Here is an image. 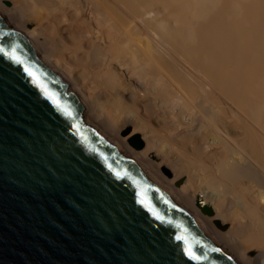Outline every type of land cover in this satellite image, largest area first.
I'll return each instance as SVG.
<instances>
[{"label": "bare ground", "instance_id": "obj_1", "mask_svg": "<svg viewBox=\"0 0 264 264\" xmlns=\"http://www.w3.org/2000/svg\"><path fill=\"white\" fill-rule=\"evenodd\" d=\"M9 1L0 0V14L89 119L230 257L264 264V0ZM177 107L167 138L153 116L168 119ZM136 130L141 149L127 140ZM194 139L200 146L171 158L174 145Z\"/></svg>", "mask_w": 264, "mask_h": 264}, {"label": "water", "instance_id": "obj_2", "mask_svg": "<svg viewBox=\"0 0 264 264\" xmlns=\"http://www.w3.org/2000/svg\"><path fill=\"white\" fill-rule=\"evenodd\" d=\"M0 47L22 61L0 53V264H239L1 14ZM128 142L144 146L139 132Z\"/></svg>", "mask_w": 264, "mask_h": 264}, {"label": "rangeland", "instance_id": "obj_3", "mask_svg": "<svg viewBox=\"0 0 264 264\" xmlns=\"http://www.w3.org/2000/svg\"><path fill=\"white\" fill-rule=\"evenodd\" d=\"M4 3H5V5H7V6H10L11 5V3H10V1L9 0H4ZM34 21L31 23V22H28V24L26 25V27H33V26H35L34 25ZM76 29V28H75ZM178 109V107L176 108V109H174L173 111H172V113L171 114H169V116H168V119L167 118H163L162 116H161V113L160 112H158L157 114H154V116H153V123H154V125H155V127L156 128H158V130H159V132L162 134V135H164V136H166L167 138L169 137V136H171L173 133H174V131H175V129L173 128V127H175V125L173 124V121H175V112H176V110ZM177 113V112H176ZM155 115H157V116H155ZM159 117V118H158ZM188 117V116H187ZM174 119V120H173ZM190 119V118H189ZM155 120H158V121H155ZM173 120V121H172ZM188 120V119H187ZM164 123V124H163ZM173 124V125H172ZM158 125V126H157ZM164 125V126H163ZM124 126V127H123ZM121 128H119V131H118V134H120V135H122L121 134V131L126 127V126H131V124L130 123H128V124H125V125H123ZM161 127V128H160ZM131 128H132V126H131ZM164 128V129H163ZM134 132V131H133ZM135 132H139L140 134H141V131L140 130H136ZM171 133V134H170ZM203 133V130L202 131H200V133H199V135L200 134H202ZM166 138V139H167ZM128 140V139H127ZM168 140V139H167ZM194 143H195V145H194ZM199 141H197L196 139H194V140H191V141H188V142H184V143H182V144H184V145H182V147L180 146H178L179 148H181L182 150H175V145L173 146V148H172V150L170 151V156H171V158L173 157V158H178L180 155V151L181 152H190V150L193 148V147H196V145L198 146L199 145ZM178 145V144H177ZM181 145V144H180ZM200 146V145H199ZM190 147V148H189ZM175 150V151H174ZM178 151V152H177ZM176 153V154H175ZM187 155H189V154H187ZM190 156V158H193V156H191V155H189ZM186 160V159H185ZM191 160V159H190ZM190 160H188V162L190 161ZM187 162V163H188ZM191 163H192V161H190ZM184 163V165L186 164L187 165V168H188V164L186 163V162H183ZM168 165L167 164V162H164V165ZM194 164V163H193ZM186 168V169H187ZM187 171H188V169H187ZM187 171H184V173H186V174H189V172H187ZM162 173L164 174V175H166V176H168V177H172L173 176V173L172 174H170V175H168V174H166L163 170H162ZM186 176L187 175H185V174H183L181 177H179V179H177L175 182H174V185L175 186H177L176 185V182L177 181H179V180H182V182L181 183H184V182H187V180H186ZM180 183V184H181ZM179 184V185H180ZM178 187V186H177ZM196 202L194 201V206L195 207H197L196 205ZM199 209V208H198ZM199 211H200V209H199ZM201 212V211H200ZM202 213V212H201ZM203 214V213H202ZM205 215V214H204ZM227 227H228V224H227ZM227 227L225 228V229H223V230H226L227 229ZM220 229V228H219Z\"/></svg>", "mask_w": 264, "mask_h": 264}, {"label": "snow or ice", "instance_id": "obj_4", "mask_svg": "<svg viewBox=\"0 0 264 264\" xmlns=\"http://www.w3.org/2000/svg\"><path fill=\"white\" fill-rule=\"evenodd\" d=\"M0 53H4V55H6V56H9L11 59H13V60H15L17 63H22V61L20 60V58L15 54V51H14V49H13V51H11V52H8V51H6L3 47H0ZM25 71H27L28 72V74L30 75V76H33V78L35 79V77H34V75H33V73L31 72V71H29L27 68H25ZM49 98L50 99H53V102L54 103H57V106L59 107V104H58V102L55 100V98L52 96V95H49ZM159 218V217H158ZM177 239L178 240H181V239H184L183 237H181V236H177ZM185 253H186V255H188L189 257H190V259H192V260H200V259H207V257L206 256H204V257H201V256H197L192 250H191V248L187 245V242L185 241ZM213 251H219V249H213Z\"/></svg>", "mask_w": 264, "mask_h": 264}]
</instances>
